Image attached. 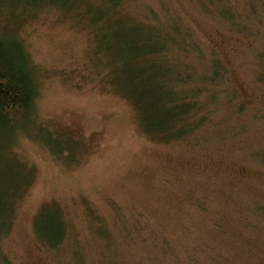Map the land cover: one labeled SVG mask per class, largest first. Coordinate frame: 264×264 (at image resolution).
<instances>
[{"label":"rangeland","instance_id":"rangeland-1","mask_svg":"<svg viewBox=\"0 0 264 264\" xmlns=\"http://www.w3.org/2000/svg\"><path fill=\"white\" fill-rule=\"evenodd\" d=\"M45 1L0 5L1 33L24 41L39 89L33 124L0 137V261L264 264V0H225L242 33L202 0H123L166 41L181 45L189 27L239 93L164 142L143 135L121 94L128 51L111 28L82 23L86 6Z\"/></svg>","mask_w":264,"mask_h":264},{"label":"trees","instance_id":"trees-1","mask_svg":"<svg viewBox=\"0 0 264 264\" xmlns=\"http://www.w3.org/2000/svg\"><path fill=\"white\" fill-rule=\"evenodd\" d=\"M13 1L20 3L21 0H0V5L5 6L2 3L10 4ZM60 2L71 9L86 6L87 10L78 15L81 22L87 23L88 18L94 26L106 24L112 30L107 36L119 38L122 51H128L124 56L127 64L120 91L132 102L140 116L145 137L163 142L186 139L205 126L222 94H226L228 105L238 97V92L232 91L231 95L230 81L219 53L214 49L202 48L194 40L189 27L186 39L178 45L174 41L164 40L156 28H147L159 27L160 22L146 23L130 16L123 0H107L100 9L96 6L106 0ZM201 4L212 15L219 14L222 23L230 30L242 33L249 29L242 26L237 16L239 13L233 11L232 5L225 0H202ZM251 7L254 11V5L249 6V11ZM152 13L156 14L154 11ZM246 16L254 15L247 13ZM261 18L263 15L259 14L256 21L261 23ZM8 37L1 33L0 28V137L4 140L10 137L8 139L11 141L33 124L39 89L24 41ZM193 54L197 55V59H193ZM261 59H264V54ZM260 77L264 79V70ZM261 102L263 107L264 99ZM5 221L0 218V228ZM4 235L0 233V238ZM52 245L57 247L59 244ZM6 259L0 264H9Z\"/></svg>","mask_w":264,"mask_h":264}]
</instances>
